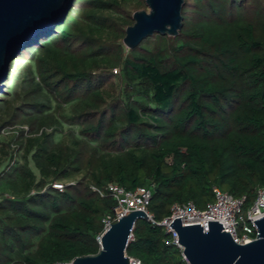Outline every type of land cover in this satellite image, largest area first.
I'll return each instance as SVG.
<instances>
[{
    "label": "trees",
    "instance_id": "16d2710c",
    "mask_svg": "<svg viewBox=\"0 0 264 264\" xmlns=\"http://www.w3.org/2000/svg\"><path fill=\"white\" fill-rule=\"evenodd\" d=\"M132 2L69 0L55 26L12 52L26 61L9 68L0 105L21 88L20 116L33 117L32 131H52L21 141L25 161L9 168L8 144L0 147V188L12 192H0V264L97 254L116 202L91 184L152 187L157 221L174 203L205 208L214 186L245 195L247 208L264 186V0H186L178 35L155 33L128 49ZM169 239L139 219L126 252L140 264H188Z\"/></svg>",
    "mask_w": 264,
    "mask_h": 264
},
{
    "label": "water",
    "instance_id": "95a60500",
    "mask_svg": "<svg viewBox=\"0 0 264 264\" xmlns=\"http://www.w3.org/2000/svg\"><path fill=\"white\" fill-rule=\"evenodd\" d=\"M68 1L0 0V84L8 74L10 60L17 56L18 52H12L55 26ZM145 1L149 10L135 11L133 24L126 28L123 43L128 49L155 33L176 36L182 29L186 0ZM139 219L148 220V213L136 209L115 221L103 234L99 252L78 256L72 264H131L126 250ZM208 222V231H204L203 222L184 225L181 218L169 225L177 231L189 264H264V217L254 221L259 233L247 244L237 243L219 221Z\"/></svg>",
    "mask_w": 264,
    "mask_h": 264
},
{
    "label": "built area",
    "instance_id": "2783aa9c",
    "mask_svg": "<svg viewBox=\"0 0 264 264\" xmlns=\"http://www.w3.org/2000/svg\"><path fill=\"white\" fill-rule=\"evenodd\" d=\"M57 188H62V184H55ZM94 191L101 196L110 195L115 200L111 212L107 213L103 219L104 229L98 236L100 237L112 226L118 219L130 213L132 210H144L148 213L149 219L153 224L160 225L165 232L170 235L168 244L177 246L182 253L183 258L189 264L185 257L184 247L178 242L179 235L171 226L176 218H181L184 225L189 223L203 222L204 231L209 230L208 221H219L224 231H229L232 238L239 244H247L255 240L259 230L255 220L264 217V186H259L255 190V199L251 206L245 208L246 196H234L229 192L213 187L214 200L208 202L205 208H199L192 200L182 203H174L171 206V213L162 220H155L148 206L153 194V188L141 186L136 189H127L117 182H109L104 187H93ZM131 264H140L138 258L130 256ZM72 264V262L68 263Z\"/></svg>",
    "mask_w": 264,
    "mask_h": 264
},
{
    "label": "rangeland",
    "instance_id": "374dc122",
    "mask_svg": "<svg viewBox=\"0 0 264 264\" xmlns=\"http://www.w3.org/2000/svg\"><path fill=\"white\" fill-rule=\"evenodd\" d=\"M132 1L133 2L131 3V5H129V8H128L129 11H130V13H128V15L130 14V17L128 16L129 21H132L133 18H131V17H133V13L135 11L142 10V9L149 10L145 0H140L142 2L140 5L138 4L137 0H132ZM25 61H26V58L23 57V55H21L20 57H18L16 59L12 58L10 60V64H9V68L11 70V74H13L14 71H16L18 69V67H19L18 64H21V62H25ZM112 71H113V73L115 75V78L112 79V82L114 84L112 86L114 87L113 90L115 91V94H116L118 92V90H119V85H120V81H121V78L119 76L120 72H121V68L117 65V66L113 67ZM1 84H3V82ZM20 89L21 88H19L17 90L19 92L18 94L14 93L11 98L7 99L8 102H5L3 105H0V125L3 122H5V121L7 122L9 120L15 122L12 125H7L5 127H2L1 131H0V147H2L4 144H8L7 150H8V153H9V155H8V162L9 163L6 166V168H9L10 165L18 163V161H20V162H24L25 161V158L23 157L24 153H25L24 148L20 149V147H19L21 141L22 142L23 141L27 142V140L29 138L34 137L35 135H41L44 131H47V132L52 131V128L51 127H47V126L39 127L40 129L38 131H32L30 123L33 121V117L23 116V115L20 116L19 111H18L19 107L24 102H26L23 99L24 92L20 91ZM110 89H108V90H110ZM1 98L2 97H0V99ZM107 98L111 99L112 96H107ZM58 103H59V101H58ZM58 103L56 105V102H54V106L56 105V107H57ZM65 109H66V114H70V105H67ZM57 110L59 112H61V108H58ZM67 127H68V125H66L64 127L63 131H67ZM61 136H62L61 134L57 135V139H60ZM0 156H2L1 152H0ZM28 159H29L30 166L33 168L35 173L40 178L41 175H40L38 169L35 168L34 162L30 159V156L28 157ZM4 166H5V163L0 168V171L2 170V168ZM76 177H77V180H78L81 177V175L79 174ZM59 182H61V181H54L52 183V186L55 187L56 186L55 184H58ZM69 183L70 184L76 183V179H71L68 182V184ZM90 187L94 191V189H93L94 185L91 184ZM58 189L63 190V188H58ZM0 192L5 194L6 196H10V194L12 193L10 188H9V186H5L4 188H0ZM32 192H34V190ZM35 244H37V239H35Z\"/></svg>",
    "mask_w": 264,
    "mask_h": 264
},
{
    "label": "bare ground",
    "instance_id": "6f19581e",
    "mask_svg": "<svg viewBox=\"0 0 264 264\" xmlns=\"http://www.w3.org/2000/svg\"><path fill=\"white\" fill-rule=\"evenodd\" d=\"M100 242L102 243V237H100Z\"/></svg>",
    "mask_w": 264,
    "mask_h": 264
}]
</instances>
